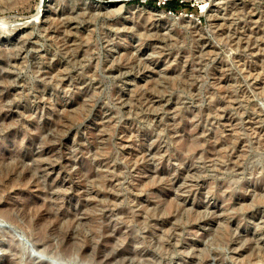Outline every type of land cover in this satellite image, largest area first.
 I'll return each mask as SVG.
<instances>
[{"label": "rangeland", "instance_id": "obj_1", "mask_svg": "<svg viewBox=\"0 0 264 264\" xmlns=\"http://www.w3.org/2000/svg\"><path fill=\"white\" fill-rule=\"evenodd\" d=\"M160 1L0 0V264H264V0Z\"/></svg>", "mask_w": 264, "mask_h": 264}, {"label": "built area", "instance_id": "obj_2", "mask_svg": "<svg viewBox=\"0 0 264 264\" xmlns=\"http://www.w3.org/2000/svg\"><path fill=\"white\" fill-rule=\"evenodd\" d=\"M169 1L170 0H161L160 3L166 4V2H169ZM176 1H178L181 4L186 2V0H176ZM191 5L195 8V12H190L187 9H185L184 10L185 16L190 17L193 20H196L199 23H201L202 19L205 18L206 15L209 13L208 12V9L210 7L209 0H206L205 2H203L202 0H192ZM168 12L170 14H174V11H172V9H170Z\"/></svg>", "mask_w": 264, "mask_h": 264}, {"label": "bare ground", "instance_id": "obj_3", "mask_svg": "<svg viewBox=\"0 0 264 264\" xmlns=\"http://www.w3.org/2000/svg\"><path fill=\"white\" fill-rule=\"evenodd\" d=\"M26 1V0H25ZM206 0H203V2H205ZM210 1H211V3H210ZM216 1L214 0V1H212V0H209V5H210V7H209V9H208V11H213L214 10V6H216L217 5V3H215ZM41 3V2H40ZM42 5V4H41ZM40 5V6H41ZM42 16V15H44V13H43V11L40 9L39 10V15L38 16Z\"/></svg>", "mask_w": 264, "mask_h": 264}, {"label": "trees", "instance_id": "obj_4", "mask_svg": "<svg viewBox=\"0 0 264 264\" xmlns=\"http://www.w3.org/2000/svg\"><path fill=\"white\" fill-rule=\"evenodd\" d=\"M170 7H175L176 6V4L175 3H170V5H169Z\"/></svg>", "mask_w": 264, "mask_h": 264}]
</instances>
